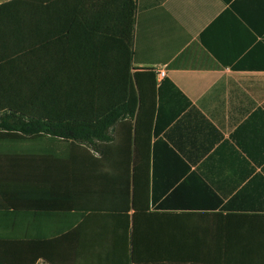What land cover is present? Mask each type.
<instances>
[{"label": "crops", "instance_id": "0c3cea01", "mask_svg": "<svg viewBox=\"0 0 264 264\" xmlns=\"http://www.w3.org/2000/svg\"><path fill=\"white\" fill-rule=\"evenodd\" d=\"M135 4L141 113L117 119L108 140L1 143L0 253L264 264V0ZM147 68L192 106L173 117L180 103L168 99L157 115Z\"/></svg>", "mask_w": 264, "mask_h": 264}, {"label": "trees", "instance_id": "16d2710c", "mask_svg": "<svg viewBox=\"0 0 264 264\" xmlns=\"http://www.w3.org/2000/svg\"><path fill=\"white\" fill-rule=\"evenodd\" d=\"M135 9V0L0 1V144L108 140L117 119L137 107L139 115L145 92L132 72ZM142 71L157 115L168 99L180 103L173 117L192 106L170 79L156 86L154 70ZM0 264L26 263L8 252Z\"/></svg>", "mask_w": 264, "mask_h": 264}, {"label": "built area", "instance_id": "2783aa9c", "mask_svg": "<svg viewBox=\"0 0 264 264\" xmlns=\"http://www.w3.org/2000/svg\"><path fill=\"white\" fill-rule=\"evenodd\" d=\"M157 73H158V75H159L160 77H164V76H165V69L161 68V69H159V70L157 71Z\"/></svg>", "mask_w": 264, "mask_h": 264}, {"label": "rangeland", "instance_id": "374dc122", "mask_svg": "<svg viewBox=\"0 0 264 264\" xmlns=\"http://www.w3.org/2000/svg\"><path fill=\"white\" fill-rule=\"evenodd\" d=\"M0 1H3V0H0Z\"/></svg>", "mask_w": 264, "mask_h": 264}]
</instances>
